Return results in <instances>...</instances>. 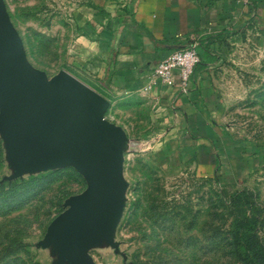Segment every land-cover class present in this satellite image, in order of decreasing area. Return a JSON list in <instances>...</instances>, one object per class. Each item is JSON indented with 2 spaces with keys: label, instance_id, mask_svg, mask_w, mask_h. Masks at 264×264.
Listing matches in <instances>:
<instances>
[{
  "label": "rangeland",
  "instance_id": "rangeland-1",
  "mask_svg": "<svg viewBox=\"0 0 264 264\" xmlns=\"http://www.w3.org/2000/svg\"><path fill=\"white\" fill-rule=\"evenodd\" d=\"M5 1L29 59L49 75L61 69L76 72L73 59L82 23L103 11L105 3H119ZM214 48L219 53L214 76L222 99L218 118L252 159L237 177L229 170L217 181L208 157L203 162L200 154L173 153L164 148L169 138L150 133L152 101L135 96L112 104L107 117L123 125L130 139L124 161L127 201L116 230L127 259L109 245L96 246L91 253L98 264H241L228 242L214 235L218 230L227 233L235 215L244 212L230 204L236 191L252 192L264 215V29L251 21L214 41ZM11 170L0 135V180ZM51 170L26 173L16 184L0 188V264H52L50 248L35 242L86 180L73 166Z\"/></svg>",
  "mask_w": 264,
  "mask_h": 264
},
{
  "label": "water",
  "instance_id": "water-1",
  "mask_svg": "<svg viewBox=\"0 0 264 264\" xmlns=\"http://www.w3.org/2000/svg\"><path fill=\"white\" fill-rule=\"evenodd\" d=\"M112 101L66 69L49 75L34 65L5 0H0V135L12 168L3 180L73 166L86 186L70 194L37 247L52 264H98L91 249L116 238L129 181L124 173L129 135L106 112Z\"/></svg>",
  "mask_w": 264,
  "mask_h": 264
},
{
  "label": "crops",
  "instance_id": "crops-1",
  "mask_svg": "<svg viewBox=\"0 0 264 264\" xmlns=\"http://www.w3.org/2000/svg\"><path fill=\"white\" fill-rule=\"evenodd\" d=\"M82 23L79 52L71 72L111 99L132 97L154 103L150 133L170 139L165 149L181 156L200 154L217 164L220 178L238 176L248 159L218 118L221 97L214 70V41L255 21L264 29V0H119ZM204 40L212 54L193 70L186 85L175 73L172 84L154 75L158 61L174 49ZM206 61V62H205ZM78 72V73H77ZM151 87H148L152 83ZM207 161V160H206Z\"/></svg>",
  "mask_w": 264,
  "mask_h": 264
},
{
  "label": "trees",
  "instance_id": "trees-1",
  "mask_svg": "<svg viewBox=\"0 0 264 264\" xmlns=\"http://www.w3.org/2000/svg\"><path fill=\"white\" fill-rule=\"evenodd\" d=\"M198 50L201 55L200 61L196 64H202L203 53L208 56L212 54L204 40L199 41ZM217 54H212V59H217ZM206 62V61H205ZM195 66V67H196ZM195 69V68H194ZM217 164L213 177L220 181ZM52 170L42 171L41 174L51 173ZM34 177V175H30ZM22 177L13 180H0V188L4 185H14L22 180ZM230 204L232 206H241L244 212L235 215L233 224L227 233L218 230L214 237L220 241L226 240L230 245V253L241 264H264V236L262 234L264 226V215L258 203L254 200L252 192L247 189H241L231 195ZM218 229V228H217ZM219 246V245H218ZM217 246V248H218ZM14 250V249H13ZM130 264V263H127Z\"/></svg>",
  "mask_w": 264,
  "mask_h": 264
},
{
  "label": "built area",
  "instance_id": "built-area-1",
  "mask_svg": "<svg viewBox=\"0 0 264 264\" xmlns=\"http://www.w3.org/2000/svg\"><path fill=\"white\" fill-rule=\"evenodd\" d=\"M198 45L199 42L194 41L188 46L174 49L157 62L154 75L161 78L166 84H172L175 73H178L182 84L186 85L196 64L201 59ZM153 83L154 81L148 87H151Z\"/></svg>",
  "mask_w": 264,
  "mask_h": 264
}]
</instances>
